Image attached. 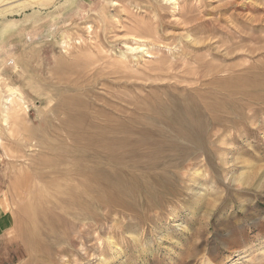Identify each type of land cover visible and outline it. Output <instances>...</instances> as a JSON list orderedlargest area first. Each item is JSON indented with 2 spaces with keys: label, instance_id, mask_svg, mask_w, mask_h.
Instances as JSON below:
<instances>
[{
  "label": "rangeland",
  "instance_id": "1",
  "mask_svg": "<svg viewBox=\"0 0 264 264\" xmlns=\"http://www.w3.org/2000/svg\"><path fill=\"white\" fill-rule=\"evenodd\" d=\"M120 89L141 99L115 131ZM0 264H264V0H0Z\"/></svg>",
  "mask_w": 264,
  "mask_h": 264
},
{
  "label": "bare ground",
  "instance_id": "2",
  "mask_svg": "<svg viewBox=\"0 0 264 264\" xmlns=\"http://www.w3.org/2000/svg\"><path fill=\"white\" fill-rule=\"evenodd\" d=\"M141 46H142V45H137L135 48H134V47H130L129 49H131L132 52H135V50H136V51H137V50H141V48H140ZM143 49H144V48H143ZM125 57H126V56H125ZM87 64H88V63H87ZM93 64H94V63H93ZM88 65H89V64H88ZM91 65H92V64H91ZM84 67H85V66H84ZM87 67H88V66H87ZM78 68H79V67H78ZM220 70H221V69H220ZM77 74H78V73H77ZM213 75H214V74H213ZM89 82H90V81H89ZM226 84H227V83H226ZM71 85H72V84H71ZM71 85H69V87H70ZM73 86H76V85L73 84ZM225 86H226V85H225ZM69 87H67V88H69ZM76 87H78V86H76ZM79 87H82V86L79 85ZM83 87H84V86H83ZM109 87H110V86H109ZM111 87H112V86H111ZM118 87H119V86H118ZM121 87H122V86H121ZM126 87H127V86H126ZM126 87H125V89H126ZM63 88H64V87H63ZM67 88H65V89H67ZM72 88L74 89V87H72ZM112 88H114V87H112ZM115 88H116V86H115ZM119 88H120V87H119ZM116 89H117V88H116ZM129 89H130V88H129ZM233 89H235V88H233ZM74 90H75V89H74ZM235 90H236V89H235ZM13 91H14V90H13ZM77 91L81 93V92H83L84 90L82 91V88H81V89L79 88V89H77ZM77 91H75V93H76ZM88 91H89V90H87V93H88ZM132 91H133V90H132ZM132 91H130V92H132ZM232 91H234V90H232ZM89 92H90V91H89ZM123 92H124V91H123L122 89H120V90H116L115 92H114V91H110V92H109V93H111V94H114L115 98H116V96H117L118 98H122V100H126V101H125V102H126L125 106L122 105V107H121V105L118 106V105H116V104H110V102H108V105H110V107L107 108V109L110 110V111H109V112L107 111L108 122H107V121H106V122L109 123L110 125L107 126V127H111V128H113V130H115V131H118V130H121V129H125V130H126V129H129L130 126H132V125L135 124V121H136V120H133V119H132V120L134 121V124L132 123V125H130V124H128V123H125L127 120L124 122V121H122L121 119H124L123 117H125L126 114H128L129 112H130V113H131V112H134V115H135V111H136V110H133V108L135 107L136 103H138L139 99H141L140 96H139V97H140L139 99H137V98L135 99L134 97L131 98V99H126V98H124V96H123ZM127 92H129V91H127ZM240 92H241V91H240ZM152 93H153V91H152ZM59 94H61V93H59ZM59 94L57 93V95H59ZM124 94H125V92H124ZM127 94H128V93H127ZM129 94H130V95H133L134 93H133V94L129 93ZM129 94H128V95H129ZM232 94H233V93H232ZM232 94H231V95H232ZM234 94H235V96H236V93H234ZM243 94H245V92H244ZM75 95L77 96V93H76ZM150 95H151V94H150ZM190 95H191V94H190ZM63 96H65V95H63ZM63 96H62V97H63ZM73 96H74V95H72V97H73ZM82 96H83V94H82ZM135 96H136V95H135ZM142 96H143V95H142ZM201 96H202V95H201ZM232 96H233V95H232ZM65 97H66V96H65ZM72 97H70V99H72ZM74 97H75V96H74ZM74 97H73V99H74ZM137 97H138V96H137ZM144 97H145V96H144ZM148 97H149V96H148ZM168 97H170V96H168ZM174 97H175V96H174ZM66 98H68V97H66ZM77 98H78V99H74V102H75L74 105H77V107L83 109V108L85 107V105H88V104H86V102L88 103V101H86L85 99H83V100L86 101V102L84 103L83 101H80V99H79L80 96H79V97L77 96ZM81 98H84V97H81ZM178 98H179V97H178ZM185 98H189V97H185ZM185 98H184V99H185ZM61 99H62V98H61ZM68 99H69V98H68ZM150 99H151V97H150ZM150 99H149V100H150ZM152 99H153V98H152ZM154 99H155V98H154ZM156 99H157V98H156ZM159 99H162V98H159ZM171 99H173V98H171ZM171 99H170V100H171ZM189 99H190V98H189ZM189 99H188V100H189ZM63 100H64V97H63ZM76 100H77V101H76ZM81 100H82V99H81ZM114 100H115V99H114ZM116 100H117V98H116ZM144 100H145V98H144ZM146 100H147V97H146ZM149 100H148V101H149ZM157 100H158V99H157ZM170 100H169V101H170ZM175 100H176V99H175ZM60 101H61V100H60ZM64 101H65V100H64ZM64 101H63V102H64ZM140 101H141V100H140ZM154 101H155V100H154ZM161 101H162V100H161ZM169 101H168V102H169ZM185 101H187V100H185ZM200 101H201V100H200ZM65 102H66V101H65ZM116 102H117V101H116ZM142 102H143V101H142ZM150 102H153V101H150ZM162 102H163V101H162ZM170 102L172 103L173 101H170ZM170 102H169V103H170ZM181 102H182V101H181ZM189 102L192 103V101H189ZM194 102L196 103V101H194ZM143 103H144V102H143ZM164 103H165V102H164ZM164 103H163V105H164ZM184 103H185L184 105L186 106V103H187V102H184ZM195 103H194V104H195ZM200 103H201V102H200ZM61 104H62V103H61ZM138 104H139V103H138ZM156 104H157V103H156ZM167 104H168V103H167ZM64 105H66V103H64ZM64 105H62L61 108H64V107H63ZM68 105L70 106V103H68ZM90 105H91V104H90ZM127 105H129V106H127ZM141 105H142V104H141ZM149 105H150V103H149ZM152 105H153V104H152ZM154 105H155V104H154ZM157 105H159V104H157ZM172 105H173V104H172ZM184 105H183V106H184ZM197 105H198V104H197ZM58 106H60V105H58ZM91 106H92V105H91ZM91 106H90V107H91ZM123 106H124V107H123ZM132 106H134V107H132ZM159 106H160V105H159ZM202 106H205L204 102H203V105H202ZM65 107L68 108L67 105H66ZM74 107H75V106H74ZM77 107H76L75 109H77ZM98 107H99V106H98ZM144 107H145V105H144ZM144 107H143V108H144ZM150 107H152V106H150ZM157 107H158V106H157ZM171 107H172V106H171ZM70 108H71V107H70ZM87 108H88V107H87ZM141 108H142V107H141ZM143 108H142V109H143ZM163 108H165V107H163ZM209 108H210V107H209ZM209 108H208V109H209ZM88 109H90V108H88ZM127 109H128V110H127ZM129 109H131V110H129ZM188 109H189V108H188ZM191 109H193V108L191 107ZM191 109H190V110H191ZM210 109L212 110L213 108H210ZM62 110H64V109H62ZM66 110H67V109H66ZM68 110H69V109H68ZM72 110H73V109H72ZM72 110H69V111L72 112ZM79 110H80V109H79ZM143 110H144V109H143ZM146 110H148V109L146 108ZM161 110H162V108H161ZM164 110H165V109H164ZM193 110H195V109H193ZM201 110H203V109H201ZM206 110H207V109H206ZM211 110H209V111H211ZM7 111H8V110H7ZM69 111H68V112H69ZM76 111H78V110H76ZM76 111H75V112H76ZM103 111H105V109H104V110L102 109V110H100V111H98V112H100V113H104ZM111 111H112L116 116H115L114 114H112ZM137 111H138V109H137ZM155 111H156V110L154 109V112H155ZM167 111H168V110H167ZM171 111H172V110H171ZM177 111H178V110H177ZM182 111H183V110H182ZM195 111H197V110H195ZM78 112H79V111H78ZM78 112H76V113H78ZM127 112H128V113H127ZM139 112H140V111H139ZM142 112H143V111H142ZM148 112H149V111H148ZM162 112H163V115H164V114H165L164 112H166V110H165V111L162 110ZM162 112H161L160 114H162ZM168 112H169V111H168ZM168 112H166V113L169 114L170 112H169V113H168ZM199 112H200V111H199ZM207 112H208V111H207ZM6 113H8V112H6ZM69 113H70V112H69ZM69 113H67L66 115H67V116H70L71 113H70V114H69ZM137 113H138V112H137ZM144 113H145V112H144ZM156 113H157V112H156ZM186 113H187V112H186ZM189 113H190V112H189ZM193 113H195V112H193ZM64 114H65V112H64ZM68 114H69V115H68ZM73 114H75V113H73ZM73 114H71V115H73ZM79 114H80V113H79ZM145 114H146V113H145ZM145 114H144V115H145ZM148 114H149V113H148ZM153 114H154V113H153ZM153 114H151V115H153ZM167 114H165V115H167ZM199 114H200V113H199ZM6 115H7V114H6ZM75 115H76V114H75ZM101 115H103V114H101ZM117 115H118V116H117ZM134 115L132 114V116H133L132 118H134ZM141 115H143V114H141ZM149 115H150V114H149ZM163 115H162V116H163ZM165 115H164V116H165ZM176 115H177V114H176ZM188 115H189V117H190V114H188ZM67 116H66V118H67ZM130 116H131V115H130ZM138 116H139V115H138ZM146 116H148V115H146ZM155 116L158 117V116H160V115L157 114V115H155ZM155 116H154V117H155ZM168 116H169V115H168ZM168 116H167V117H168ZM196 116H198V114H196ZM202 116H204V114H203ZM205 116H206V115H205ZM73 117H74V120L72 119L71 121H73V123H74L73 126L75 127V123H76V122H75V119H76V118H75L74 115H73ZM76 117H77V116H76ZM87 117H89V116H87ZM128 117H129V114H128ZM143 117H144V116H143ZM152 117H153V116H152ZM198 117H199V116H198ZM66 118H64V119H66ZM70 118H72V117H69L68 119H66V121L68 120V121L70 122ZM77 118H78V117H77ZM129 118H130V117H129ZM135 118H136V117H135ZM147 118H148V117H147ZM150 118H151V117H150ZM160 118H163V119H164V117H161V116H160ZM165 118H166V117H165ZM191 118H192V117H191ZM194 118H196V120H197V117L194 116ZM203 118H204V117H203ZM203 118H202V119H203ZM7 119H8V117L6 116V120H7ZM101 119H102V118H101ZM125 119H126V118H125ZM125 119H124V120H125ZM127 119H128V118H127ZM130 119H131V118H130ZM136 119H137V118H136ZM140 119H141V118H140ZM155 119H156V117H155ZM155 119H154V121L157 122V120H155ZM168 119H169V117H168ZM89 120H90V119H89ZM97 120H98V119H97ZM143 120H144V118H143ZM151 120H152V119H151ZM217 120H218V119H217ZM63 121H64V120H63ZM83 121H85V119H83ZM93 121H94V120H93ZM99 121H100V120H99ZM139 121H140V120H139ZM154 121H153V123H155ZM164 121H167V119L164 120ZM170 121H172V120L170 119ZM177 121H178V123L181 125V127L183 128V130L181 129V127L179 128V130H182V131H183V132L180 133L181 137L183 136L184 139H187V142H188V140H189V143H190V141H191V142L194 143V144H199L200 139H201V135H202L201 133H202V130H203V129H202V122H201L202 120H201V121L199 120L200 123H199L198 120H197V121H194V122H193V120L190 121V119L188 118V116H187L186 114H184V112H181V111H180V113H179L178 116H177ZM203 121H205V118H204ZM214 121H215V120H214ZM78 122H80V121L78 120L77 123H78ZM103 122H104V121H103ZM130 122H131V121H130ZM130 122H129V123H130ZM149 122H150V121H149ZM160 122H161V120H160ZM160 122H159L158 125H161ZM62 123H63V122H62ZM66 123H67V122H66ZM66 123H65V125H64V123H63V125H64L66 128H67V127H70V126H69L68 124H66ZM91 123H92V122H91ZM91 123H90V121H89V122H87V123H85V124H91ZM137 123H138V122H137ZM139 123L142 124V122H139ZM143 123H144V122H143ZM145 123H147V122L145 121ZM161 123L163 124V122H161ZM166 123H167V122H166ZM166 123H165V124H166ZM169 123H170V122H169ZM69 124L71 125V127H73L71 123H69ZM83 124H84V123H83ZM92 124H93V123H92ZM92 124H91V126H92ZM99 124H100V123H99ZM99 124H98V125H99ZM103 124H106V123H103ZM140 124H139V125H140ZM170 124H172V123H170ZM175 124H176V122H175ZM63 125H62V126H63ZM66 125H67V126H66ZM107 125H108V124H107ZM136 125H137V124H136ZM145 125H146V124H145ZM149 125H150V124H149ZM149 125H148V126H149ZM146 126H147V125H146ZM153 126H154V125H153ZM153 126H152V127H153ZM155 126H156V124H155ZM169 126H170V125H169ZM177 126H178V124H177ZM71 127H70V129H71ZM86 127H88V125H87ZM94 127H96V126L94 125ZM104 127H106V126H104ZM133 127L135 128V126H133ZM133 127H131V128H133ZM136 127L139 128V126H136ZM140 127H141V126H140ZM160 127H161V126H160ZM167 127H168V126H167ZM172 127H173V126H172ZM63 128H64V127H63ZM66 128H65V129H66ZM88 128H89V127H88ZM98 128H100V127L98 126ZM131 128H130V129H131ZM145 128H146V127H145ZM155 128H156V127H155ZM155 128L153 127V129H155ZM175 128H176V127H175ZM70 129H69V130H70ZM74 129H75V128H74ZM74 129H73V131H74ZM76 129L79 130L80 128H76ZM76 129H75V131H76ZM81 129H82V128H81ZM109 129H110V128H109ZM135 129H137V128H135ZM141 129H142V128H141ZM143 129H144V127H143ZM147 129H148V128H147ZM156 129H157V128H156ZM156 129H155V130H156ZM158 129H159V128H158ZM158 129H157V133L159 132ZM162 129H163V128H162ZM165 129H167V128L165 127ZM165 129H164V130H165ZM204 129H205V128H204ZM67 130H68V129H67ZM78 130H77V131H78ZM89 130H93V129H91V127H90ZM89 130H88V131H89ZM94 130H95V129H94ZM111 130H112V129H111ZM125 130H124V131H125ZM133 130H134V129H133ZM139 130H140V129H139ZM160 130H161V129H160ZM170 130H171V128H170ZM108 131H109V130H108ZM124 131H123V133H125ZM137 131H138V130H137ZM137 131L134 130V135L136 134ZM151 131H152V130H151ZM161 131H163V130H161ZM168 131H169V129H168ZM67 132H68V131H67ZM90 132H91V131H90ZM94 132H95V131H94ZM96 132H97V131H96ZM102 132H103V131H102ZM128 132H129V131H128ZM128 132H126V133H128ZM138 132H140V131H138ZM138 132H137L136 135L139 134ZM145 132H147V131H144V133H145ZM148 132H149V131H148ZM148 132H147V135H148ZM166 132H167V130H166ZM166 132L163 133V134L165 135ZM171 132H172V131H171ZM80 133H82V131L79 132V134H78V132H77L76 134L80 135ZM113 133H114V132H113ZM119 133H120V132H119ZM157 133L155 132L154 134H157ZM159 133H160V132H159ZM159 133H158V134H159ZM174 133H175V131H174ZM174 133H173V134H174ZM70 134H72V132H71ZM70 134H69V135H70ZM73 134H74V133H73ZM76 134H75V135H76ZM82 134H84V132H83ZM98 134H99V133H98ZM120 134H121V133H120ZM131 134H132V133H131ZM150 134H152V133H150ZM150 134H149V135H150ZM170 134H171V133H170ZM170 134H169V132H168V135H167V136H168V137H169V136H170V137L173 136V135H170ZM175 134L177 135V133H175ZM75 135H74V136H75ZM78 135H77V136H78ZM84 135H86V134H84ZM89 135H90V134H89ZM89 135H86V136H89ZM139 135H140V134H139ZM142 135H143V134H142ZM144 135H145V134H144ZM149 135H148V136H149ZM161 135H162V134H161ZM77 136H76V137H77ZM102 136L104 137L103 133H102ZM116 136H117V135H116ZM116 136H115V137H116ZM119 136H121V135H119ZM130 136H131V135H130ZM130 136H129V138H131ZM154 136H155V135H154ZM154 136H153V134H152V136H149V137L152 138V137H154ZM99 137H101V136H99ZM109 137H110V136H109ZM113 137H114V136H113ZM117 137H118V136H117ZM155 137L157 138V136H155ZM155 137H154V138H155ZM203 137H204V136H203ZM78 138H79V137H78ZM87 138H88V137H87ZM89 138H91V136H90ZM138 138H139V137H138ZM151 138H150V139H151ZM163 138H164V137H162L161 139H163ZM172 138H173V137H172ZM174 138H175V135H174ZM174 138H173V139H174ZM178 138H179V137H177V139H178ZM204 138H205V137H204ZM69 139H70V138H69ZM83 139H84V138H83ZM95 139H96V137H95ZM135 139H136V138H135ZM158 139H159V138H158ZM180 139H181V138H180ZM180 139H179V140H180ZM184 139H183V140H184ZM71 140H74V138L72 139V137H71ZM71 140H70V141H71ZM96 140L98 141L99 139H96ZM105 140H106V139H105ZM129 140H130V139H129ZM133 140H134V139H133ZM136 140H137V139H136ZM154 140H155V139H154ZM169 140H170V139H169ZM169 140L167 139V141H169ZM183 140H182V141H183ZM75 141H77V140L75 139ZM78 141H80V140H78ZM81 141H82V140H81ZM81 141H80V142H81ZM91 141H92V140H91ZM99 141H100V140H99ZM107 141H108V142H107V145H108L107 147H108V148H113V149H112L113 151H116V148H118L119 145H121V144H122L123 146H126V145H125L126 140H124V139H121V140H120V139H119V140H115V139H114V140H113V139L111 138L110 140H107ZM127 141H128V140H127ZM142 141H143V140H142ZM161 141H162V140H161ZM71 142H72V141H71ZM144 142H145V141H144ZM153 142H154V141H152L151 144H152ZM172 142H175V141H172ZM176 142H177V141H176ZM61 143H62V142H61ZM73 143H75V142H73ZM96 143H97V142H96ZM146 143H147V142H145L144 145H145ZM157 143H158V142H157ZM161 143H162V142H161ZM76 144H77V143H76ZM132 144H133V143H132ZM134 144H135V143H134ZM148 144H150V142H149ZM151 144H150V145H151ZM153 144H154V143H153ZM164 144H165V143H164ZM59 145H60V144H59ZM78 145H79V144H78ZM89 145H90V144H89ZM101 145H102V147H103V144H101ZM101 145H100V147H101ZM135 145H136V144H135ZM140 145H141V143H140ZM140 145L137 144L138 147H141ZM158 145H161V144H158ZM158 145H157V146H158ZM162 145H163V144H162ZM90 146H91V145H90ZM154 146H155V145H154ZM163 146H164V145H163ZM170 146H171V145H170ZM58 147H59V146H58ZM62 147H63V146H62ZM73 147H74V148H73ZM73 147H71V148H69V149H71V152H72V149H74L75 152L77 153V151L79 150V148H78V150H77V148H76L77 146H73ZM80 147H81V146H80ZM82 147H83V146H82ZM96 147H97V146H96ZM105 147H106V145H105ZM138 147H136V148H138ZM148 147H150V146H148ZM159 147H160V146H159ZM159 147H158V148H159ZM191 147H192V146H191ZM199 147H200V146H199ZM56 148H57V147H56ZM75 148H76V149H75ZM89 148H90V147H89ZM91 148H92V147H91ZM132 148H133V147H132ZM136 148H135V149H136ZM142 148H143V147H142ZM160 148H161V147H160ZM163 148H164V147H163ZM201 148H202V147H201ZM48 149L51 150V147L48 148ZM59 149H60V147H59ZM61 149H62V148H61ZM63 149H64V147H63ZM65 149H66V148H65ZM67 149H68V147H67ZM69 149H68V150H69ZM83 149H84V147H83ZM101 149H102V148H101ZM140 149H141V148H140ZM176 149H177V148H176ZM180 149H181V148H180ZM68 150H67V153L69 152ZM86 150H87V149H86ZM88 150H90V149H88ZM97 150H98V147H97ZM119 150H120V149H119ZM129 150H130V149H129ZM136 150H137V149H136ZM146 150H148V149H146ZM152 150H154V148L151 149L150 151L153 152ZM198 150H199V148H198ZM90 151H91V150H90ZM120 151H121V150H120ZM137 151H139V150H137ZM143 151H144V149L142 150V152H143ZM150 151H149V152H150ZM154 151H155V150H154ZM184 151H185V150H184ZM186 151H187V150H186ZM54 152H56V151H54ZM61 152H62V151H61ZM79 152H80V150H79ZM81 152H82V150H81ZM81 152H80V153H81ZM103 152H104V151H103ZM110 152H111V150H110ZM116 152H117V151H116ZM118 152H119V151H118ZM149 152H148V153H149ZM48 153H49V151H48ZM51 153H52V152H50V155H48V156L53 155V154H51ZM87 153L89 154V152H87ZM112 153H113V152H112ZM134 153H135V151L133 152V154H134ZM139 153H140V152H139ZM139 153H138L137 155H139ZM148 153H147V154H148ZM154 153H156V152H154ZM184 153H185V152H184ZM43 154H44V153H43ZM59 154H60V153H59ZM62 154H63V152H62ZM62 154H61V155H62ZM88 154H87V157H88L89 155H91V154H89V155H88ZM92 154H93V153H92ZM97 154H98V153H97ZM114 154H115V153H114ZM118 154L121 155V153H118ZM122 154L124 155V153H122ZM135 154H136V153H135ZM135 154H134V155H135ZM145 154H146V153H145ZM145 154H144V155H145ZM46 155H47V154H46ZM76 155H78V154H76ZM80 155H81V154H80ZM99 155H100V153H99ZM110 155H111V154H110ZM141 155H142V154H141ZM141 155H139V156H141ZM67 156H68V155H67ZM67 156H63V158H61V159H64V157L66 158ZM71 156H72V155H71ZM71 156H69L68 158H70ZM74 156H75V155H74ZM81 156H82V155H81ZM93 156H94V154H93ZM100 156H102V155H100ZM107 156H108V155H107ZM116 156H117V155H115V157H116ZM118 156H119V155H118ZM118 156H117V157H118ZM151 156H152V155H150V156H148V157H151ZM155 156H156V155H155ZM184 156H185V155H184ZM46 157H47V156H46ZM75 157H76V156H75ZM77 157H78V156H77ZM87 157H86V158H87ZM94 157H96V155H95ZM97 157H98V156H97ZM103 157H104V156H103ZM120 157H121V156H120ZM158 157L160 158V156H158ZM185 157H186V156H185ZM185 157H184V158H185ZM43 158H44V157H43ZM51 158H52V157H51ZM126 158H127V157H125V159H126ZM151 158H153V157H151ZM59 159H60V158H59ZM78 159H80V157H79ZM89 159H90V158H89ZM95 159H97V158H95ZM119 159H120V158H119ZM123 159H124V158H123ZM154 159L156 160L157 158L154 157ZM71 160H72V159H71ZM81 160H82V159H81ZM81 160H80V161H81ZM97 160H98V159H97ZM117 160H118V159H116V161H117ZM129 160H130V159H129ZM138 160H139V158H138ZM152 160H153V159H152ZM159 160H160V159H159ZM42 161H43V160H42ZM58 161H59V160H58ZM60 161H62V160H60ZM65 161H66V160H65ZM90 161H91V160H90ZM93 161H94V160H93ZM103 161H104V160H103ZM106 161H107V160H106ZM140 161H141V160H140ZM54 162H55V161H54ZM56 162H57V161H56ZM71 162H72V161H71ZM87 162H88V161H87ZM95 162L99 163V161H95ZM122 162H123V161H122ZM146 162H147V161H146ZM149 162H150V161L148 160V163H149ZM153 162H155V161H153ZM153 162H152V163H153ZM64 163H65V162H64ZM100 163H101V161H100ZM106 163H107V162H106ZM106 163H105V164H106ZM126 163H127V162H126ZM126 163L124 162L125 165H126ZM135 163H136V162H135ZM141 163H143V162H141ZM43 164H44V163H43ZM60 164H61V166H63L62 163H60ZM81 164H82V163H81ZM108 164H109V163H108ZM115 164H116V163H115ZM163 164H164V163H163ZM180 164H181V163H180ZM65 165H66V164H65ZM101 165H102V164H101ZM129 165H130V164H129ZM129 165H128V166H129ZM132 165H133V164H132ZM132 165H131V166H132ZM136 165H137V164H136ZM149 165H150V163H149ZM149 165H147V166H149ZM154 165H155V163H154ZM175 165H176V164H175ZM57 166H58V165H57ZM83 166H84V165H83ZM123 166H124V165H123ZM137 166H139V165H137ZM137 166H136V167H137ZM162 166L164 167V165H162ZM162 166H161V167H162ZM86 167H87V166H86ZM91 167H92V166H91ZM103 167H104V166H103ZM115 167H116V166H115ZM124 167H125V166H124ZM124 167H123V168H124ZM132 167H134V166H132ZM163 167H162V168H163ZM177 167H178V166H177ZM94 168H95V167H94ZM101 168H102V167H101ZM104 168H106V167H104ZM107 168H109V167H107ZM128 168H130V167H128ZM138 168H140V167H138ZM148 168L150 169V167H148ZM164 168H166V167H164ZM63 169H64V168H63ZM90 169H92V168H90ZM102 169H103V168H102ZM118 169H119V168L117 167V170H118ZM131 169H132V168H131ZM153 169H154V168H153ZM153 169H151V170H153ZM167 169H168V168H167ZM74 170H75V169H74ZM93 170H97V169H93ZM105 170H106V169H105ZM105 170H104V171H105ZM107 170H108V169H107ZM114 170H115V169H114ZM156 170H158V168H156ZM161 170H162V169H161ZM33 171H34V170H33ZM41 171H42V170H41ZM77 171H78V170H77ZM97 171H98V170H97ZM129 171H130V169H129ZM133 171H134V170H133ZM133 171H132V172H133ZM145 171L148 172L149 170H146V169H145ZM153 171H154V170H153ZM153 171H152V172H153ZM163 171H164V170H163ZM163 171H162V172H163ZM165 171H166V170H165ZM105 172H108V171H105ZM110 172H111V170H110ZM118 172H119V171H118ZM141 172H142V171H141ZM147 172H146V173H147ZM155 172H156V171H155ZM78 173H79V174H82V172H81V173L78 172ZM78 173H77V174H78ZM84 173H85V172H84ZM92 173H93V172H92ZM97 173H98V172H97ZM112 173H113V172H112ZM119 173H120V172H119ZM129 173H131V172H129ZM149 173H150V171H149ZM156 173H157V172H156ZM156 173H153V174L156 175ZM69 174H70V173H69ZM75 174H76V173H75ZM77 174H76V175H77ZM85 174H86V173H85ZM90 174H91V173H90ZM117 174H118V173H117ZM123 174H124V173H123ZM150 174H151V173H150ZM45 175H46V174H45ZM106 175H107V174H106ZM106 175H105V176H106ZM111 175H112V176H111ZM113 175H115V174H111V173H110V176H109V177H111V179L109 178L110 180L113 179ZM121 175H122V174H121ZM121 175H120V176H121ZM124 175H125V174H124ZM124 175H123V176H124ZM142 175H143V174H142ZM148 175H149V174H148ZM39 176H41V175H39ZM95 176H96V175H95ZM97 176H98V174H97ZM115 176H116V175H115ZM115 176H114V177H115ZM120 176H118V177L116 176V178L118 179V183H119V184H121L122 182L124 183V180H125V178H126V177H123V179H122V176H121V177H120ZM137 176H138V175H137ZM150 176H151V175H150ZM150 176H149V177H150ZM43 177H44V176H43ZM78 177H79V176H78ZM130 177H131V176H130ZM139 177H140V176H139ZM157 177H158V176H156V178H157ZM38 178H39V177H38ZM66 178H68V177H66ZM100 178H101V177H100ZM103 178H104V177H103ZM119 178H120V179H119ZM144 178H146V177H143V179H144ZM158 178H159V177H158ZM61 179H62V178H61ZM96 179H97V178H96ZM126 179H127V178H126ZM137 179H138V178H137ZM147 179H149L148 176H147ZM68 180H69V179H68ZM98 180H99V179H98ZM107 180H108V179H107ZM110 180H109V181H110ZM131 180H132V179H131ZM139 180H140V179H139ZM164 180L166 181V179H164ZM84 181H85V180H84ZM91 181H92V180H91ZM91 181H90V182H91ZM93 181H94V182H92V183H95L96 180H93ZM100 181H101V180H100ZM125 181H126V180H125ZM167 181H168V180H167ZM80 182H81V181H80ZM90 182H89V183H90ZM101 182H102V181H101ZM101 182H99V183H101ZM105 182H106V181H105ZM110 182H111V181H110ZM114 182H115V181H114ZM114 182H113V183H114ZM68 183H69V182H68ZM97 183H98V182H97ZM99 183H98V185H100ZM106 183H107V182H106ZM113 183H112V184H113ZM115 183H117V181H116ZM118 183H117V184H118ZM146 183H147V182H146ZM70 184H71V183H70ZM85 184H86V183H85ZM102 184H103V183H102ZM166 184H167V182H166ZM63 185H64V184H63ZM65 185H66V184H65ZM65 185H64V186H65ZM68 185H69V184H68ZM126 185H127V184H126ZM160 185H161V184H160ZM160 185H159V186H160ZM66 186H67V185H66ZM105 186H106V184H105ZM112 186H113V185H112ZM123 186H124V185H123ZM131 186H132V185H131ZM161 186L163 187V184H162ZM83 187H84V186H83ZM89 187H91V186H88V188H89ZM106 187H107V186H106ZM106 187H105V188H106ZM118 187L120 188V186H118ZM121 187H122V186H121ZM65 188H66V187H65ZM88 188H87V189H88ZM96 188H97V187H96ZM96 188H95V190H96ZM105 188H104V189H105ZM109 188H111V187H109ZM119 188H118V189H119ZM93 189H94V188H93ZM121 189H122V188H121ZM164 189H165V188H164ZM70 190H71V189H70ZM81 190H82V189H81ZM84 190H85V188H84ZM88 190H90V188H89ZM105 190H106V189H105ZM108 190H109V189H108ZM108 190H107V191H108ZM114 190H115V189H114ZM119 190H120V189H119ZM161 190H163V189H161ZM72 191H73V190H72ZM86 191H87V190H86ZM92 191H93V190H92ZM107 191H106V192H107ZM120 191H123V190H120ZM126 191H130L129 188H128ZM164 191H165V190H164ZM83 192H84V191H83ZM99 192H100V191H99ZM114 192H115V191H114ZM114 192H113V193H114ZM80 193H81V192H80ZM87 193H89V192H87ZM94 193H95V192L93 191L90 195H91L92 197H95L97 194H96L95 196H93ZM104 193H105V191L103 190V191H102V194H104ZM115 193H116V192H115ZM130 193H131V192H130ZM116 194H117V193H116ZM123 194H125L124 191L118 193V194H117V197H116V195H115V198H113V196H112V197H111L112 199H110L114 205L117 204L118 207H121L122 209H124V207H122V206L126 203V202H124L125 199H124V197H123ZM68 195H69V194H68ZM72 195H73V193H72ZM75 195H76V194H75ZM84 195H85V194H84ZM84 195H83V193H82V195L79 194V196H84ZM90 195H89V196H90ZM100 195H101V194H100ZM107 195H109V194H107ZM126 195H127V194H126ZM73 196H74V195H73ZM109 196H111V195H109ZM136 196H137V195H136ZM64 197H65V195H64ZM74 197L76 198V196H74ZM103 197H104V195H103ZM106 197H108V196H105V198H106ZM122 197H123V198H122ZM130 197H132V196H130ZM133 197H134V196H133ZM71 198H72V197H71ZM81 198H82V197H81ZM98 198H99V197H97V200H98ZM105 198L103 199V201H105ZM109 198H110V197H109ZM76 199H77V198H76ZM76 199H75V200H76ZM95 199H96V198H95ZM106 199H107V198H106ZM79 200H80V199H79ZM134 200H135V199H134ZM63 201H66V200H63ZM68 201H69V200H68ZM70 201H71V200H70ZM98 201H100V200H98ZM106 202H108V201L106 200ZM129 202H130V201H129ZM84 203H85V202H83V204H84ZM102 203H103V202H102ZM85 204H86V203H85ZM128 204H129V203H128ZM137 204H138V203H137ZM87 205H88V204H87ZM103 205H105V204L103 203ZM110 206H111V205H110ZM110 206L108 207V206H107V203H106V206H105L104 208L108 207V209H109ZM127 206H128V205H127ZM127 206H126V207H127ZM133 206H134V205H133ZM87 207H88V206H87ZM126 207H125V208H126ZM128 207H129V206H128ZM135 207H136V206H135ZM85 209H86V208H85ZM126 209H127V208H126ZM126 209H125V210H126ZM134 209H135V208H134ZM131 210H133V209H131ZM136 210H137V209H136ZM48 211H49V210H48ZM134 211H135V210H134ZM116 212H117V211H116ZM50 213L52 214V212H50ZM53 214H54V213H53ZM52 216H54V215H52ZM54 219H56V218H54ZM20 238H22L21 240H23L24 244L28 247V250H30V243H31V241H30L29 237H25L24 234H21ZM32 251H33V250H32ZM32 251L30 250V252H32ZM29 254H30V253H29Z\"/></svg>",
  "mask_w": 264,
  "mask_h": 264
}]
</instances>
